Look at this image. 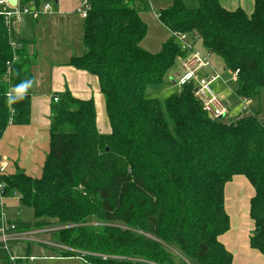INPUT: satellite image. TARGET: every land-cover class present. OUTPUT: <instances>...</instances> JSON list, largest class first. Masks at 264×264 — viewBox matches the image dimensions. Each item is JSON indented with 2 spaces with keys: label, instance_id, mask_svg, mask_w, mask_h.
Wrapping results in <instances>:
<instances>
[{
  "label": "trees",
  "instance_id": "trees-1",
  "mask_svg": "<svg viewBox=\"0 0 264 264\" xmlns=\"http://www.w3.org/2000/svg\"><path fill=\"white\" fill-rule=\"evenodd\" d=\"M44 1L24 3L39 8ZM88 2L85 51L69 64L98 78L111 132H101L93 97L56 93L42 174H4L7 194L18 193L37 223L72 225L55 236L88 252L87 264H236L221 240L231 229L225 189L244 175L255 189L250 246L264 254V120L210 116L192 83L170 94L163 108L147 88L165 85L187 54L173 37L158 52L142 46L148 25L141 0ZM160 20L239 71V97L264 93V0H255L251 14L220 0H198L196 7L172 0ZM29 42L0 15V139L10 124L31 122L36 52ZM21 85L24 92L7 95Z\"/></svg>",
  "mask_w": 264,
  "mask_h": 264
},
{
  "label": "crops",
  "instance_id": "crops-1",
  "mask_svg": "<svg viewBox=\"0 0 264 264\" xmlns=\"http://www.w3.org/2000/svg\"><path fill=\"white\" fill-rule=\"evenodd\" d=\"M83 1L55 0L52 12L38 19L31 15H26L21 21L16 23V26L19 27V33L30 41L27 45L29 51L31 53L36 52V63L32 67L33 94L31 122L26 125L10 124L0 139V162L4 160L9 161L8 173L24 171L36 177L33 175L34 168L37 165L39 168H43L49 152V128L53 98L56 93L63 92L66 89L81 99L93 97L96 101L97 119L101 132L105 134L111 132L109 120L108 125L110 129L106 132L101 129L99 122L101 117L102 120L104 119L106 108L98 78L69 64L74 56H81L85 51L83 43L84 16L78 11ZM141 1L145 6V10H153L160 22L161 20L158 16L160 10L172 4V0H162L164 4L158 6L159 9L156 10L152 2H155V0ZM220 2L229 10L241 8L248 14L254 11L255 6V0H220ZM147 4L150 8L147 7ZM162 25L164 24L162 23ZM167 29L173 35V32L169 28ZM198 45L202 47L200 43ZM215 56L213 54L212 61ZM225 87H229V85L222 81L217 82L215 85L220 96L225 97L224 102L229 110L227 115L237 116L238 118L242 117L243 103L240 107H235L236 110H234L233 105L229 101L232 92L230 94L227 93V90H224ZM234 95L242 101L237 93ZM227 98H229L228 101H226ZM249 103L250 101L248 105ZM227 186L228 183L226 188ZM16 198L18 199V197ZM7 199L5 200L6 214L11 215L10 209L7 206ZM16 204L18 205V202ZM10 219L13 220L12 218ZM58 258L71 262V264H87L86 259L80 255L70 257L58 256ZM58 258L51 259L58 260ZM237 260L241 259L237 258Z\"/></svg>",
  "mask_w": 264,
  "mask_h": 264
},
{
  "label": "rangeland",
  "instance_id": "rangeland-1",
  "mask_svg": "<svg viewBox=\"0 0 264 264\" xmlns=\"http://www.w3.org/2000/svg\"><path fill=\"white\" fill-rule=\"evenodd\" d=\"M152 2L156 10L159 9L158 6L164 4L162 0ZM186 3L189 7L198 6V0H186ZM147 7L150 8L148 4ZM141 17L148 25V34L142 41V46L151 52H158L162 44L168 38L173 37V35L162 25L153 10H144L141 12ZM213 64L227 81L229 87H225L224 90H227L229 94L232 92V96H230V99L227 98L226 101L229 99L233 105V109L236 110L235 107H240L242 104V101L234 95L238 87V79L235 77L233 71L225 69L224 61L221 57L215 56ZM177 90H179V87L169 79L164 86L149 85L147 88V96L159 99L164 108L167 97ZM222 97L225 99L224 96ZM249 101L250 109L242 111L243 115H257L261 120H264V93ZM237 118V116H227L226 121L236 120ZM99 122L104 132L110 129L108 117L105 112L104 119L102 120L101 117ZM42 170L43 168H39L37 165L34 168L33 175L40 177ZM254 192L253 185L244 175L235 176L233 181L228 183L225 189V205L231 218V230L221 236V240L233 253L236 258H234L236 264H264V254L250 246V237L255 229V222L250 217V200ZM7 198V206L10 209L9 212L11 215L6 214L5 208V216L8 217L10 222L16 223L21 229L28 231L29 235L25 240L10 243L11 253L18 257L15 262H10L5 252L0 250V264H71V262L58 258L60 250H74L81 256H85L88 253L83 250L74 249L68 245H63L57 240L56 233L60 229L72 225L69 223L56 224L53 221H50L48 224L37 223L38 220L35 218L32 208L19 205V200L16 196L13 198L11 195ZM16 202H18V205H15ZM51 258H58V260ZM237 258L241 260H237Z\"/></svg>",
  "mask_w": 264,
  "mask_h": 264
},
{
  "label": "built area",
  "instance_id": "built-area-1",
  "mask_svg": "<svg viewBox=\"0 0 264 264\" xmlns=\"http://www.w3.org/2000/svg\"><path fill=\"white\" fill-rule=\"evenodd\" d=\"M24 1L17 0V4L13 5L8 0H0V15L4 16L9 30L26 15H31L38 19L52 12L55 0H45L39 8L30 4L27 5ZM88 8L89 2L84 0L78 11L85 17ZM158 16L160 18V13ZM173 38L176 39L181 50L187 55L182 59L179 68L173 73L171 82L179 88H182L185 84L190 85L192 83L197 99L210 116L218 118L227 115L229 110L224 99L215 88L217 82L222 81L226 84L227 81L214 66L212 61L213 54L194 42L188 33L173 32ZM12 45L15 46V43H12ZM17 58V55L14 56V60ZM8 64L11 65L10 62ZM10 71L11 68L9 67L8 74L5 77L7 80H9ZM203 72L204 74H202ZM238 72H234L236 78L238 77ZM14 91V87H11L7 95L11 96ZM55 100L57 101L58 98L55 97ZM241 100L243 103L242 111L249 110L248 98H241ZM8 169L9 161L0 162V250L5 252L10 262H15L18 257L11 253L10 243L25 240L28 238L29 232L21 229L18 224L10 222L5 216V200L9 195L7 192L5 194L2 192L5 188V183L1 181V177L8 173ZM12 196L20 197L16 192Z\"/></svg>",
  "mask_w": 264,
  "mask_h": 264
},
{
  "label": "clouds",
  "instance_id": "clouds-1",
  "mask_svg": "<svg viewBox=\"0 0 264 264\" xmlns=\"http://www.w3.org/2000/svg\"><path fill=\"white\" fill-rule=\"evenodd\" d=\"M25 88H26L25 85H21V86H18V87L15 89V91H16L17 93H22V92L25 91Z\"/></svg>",
  "mask_w": 264,
  "mask_h": 264
},
{
  "label": "water",
  "instance_id": "water-1",
  "mask_svg": "<svg viewBox=\"0 0 264 264\" xmlns=\"http://www.w3.org/2000/svg\"><path fill=\"white\" fill-rule=\"evenodd\" d=\"M8 1H9V3H11V4H13V5L17 4V0H8ZM186 86H188V84H185V85H184V87H186ZM220 118H222V116H221ZM2 192H3V194H5L7 191H6V189L4 188V189L2 190Z\"/></svg>",
  "mask_w": 264,
  "mask_h": 264
}]
</instances>
